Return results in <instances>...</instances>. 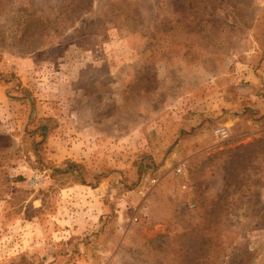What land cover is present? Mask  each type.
<instances>
[{"label":"rangeland","instance_id":"1","mask_svg":"<svg viewBox=\"0 0 264 264\" xmlns=\"http://www.w3.org/2000/svg\"><path fill=\"white\" fill-rule=\"evenodd\" d=\"M0 264H264V0H0Z\"/></svg>","mask_w":264,"mask_h":264},{"label":"built area","instance_id":"2","mask_svg":"<svg viewBox=\"0 0 264 264\" xmlns=\"http://www.w3.org/2000/svg\"><path fill=\"white\" fill-rule=\"evenodd\" d=\"M215 133L217 134V136H220L222 138L226 136L224 128H220V129L216 130ZM176 171H177V173H182L183 172V166H180Z\"/></svg>","mask_w":264,"mask_h":264}]
</instances>
